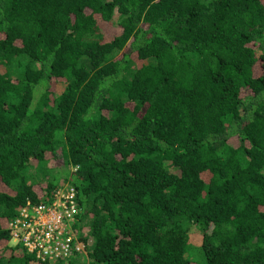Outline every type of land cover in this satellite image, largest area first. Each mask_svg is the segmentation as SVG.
<instances>
[{
  "label": "trees",
  "instance_id": "1",
  "mask_svg": "<svg viewBox=\"0 0 264 264\" xmlns=\"http://www.w3.org/2000/svg\"><path fill=\"white\" fill-rule=\"evenodd\" d=\"M65 183L90 260L52 264H264V0H0V264Z\"/></svg>",
  "mask_w": 264,
  "mask_h": 264
},
{
  "label": "built area",
  "instance_id": "2",
  "mask_svg": "<svg viewBox=\"0 0 264 264\" xmlns=\"http://www.w3.org/2000/svg\"><path fill=\"white\" fill-rule=\"evenodd\" d=\"M81 211L76 190H59L50 204L30 206L11 224L13 242L42 264L69 259L84 249L74 232Z\"/></svg>",
  "mask_w": 264,
  "mask_h": 264
},
{
  "label": "rangeland",
  "instance_id": "3",
  "mask_svg": "<svg viewBox=\"0 0 264 264\" xmlns=\"http://www.w3.org/2000/svg\"><path fill=\"white\" fill-rule=\"evenodd\" d=\"M119 14L115 13L114 18H113V24L117 25L118 20H119ZM65 84H60L58 87V94H61L64 90ZM70 170V171H69ZM74 171V167L72 166H64V162L62 159V152L61 149L58 151V157L56 160H51L49 162H47L45 164V166L40 169L38 171V176L39 179H46V178H50V179H54L55 177L58 178H65V176L69 175L70 172L72 173ZM34 174V173H32ZM31 174V175H32ZM62 190H68L70 188V185L68 183H65L64 185H62L60 187ZM191 224V223H190ZM190 229V239H189V243H190V249H191V256L197 260L198 257L200 258V249H201V244H202V233L201 230L199 228H197L196 225L191 224V226H189ZM82 233H83V238H87L89 236V227H88V220H83L82 221ZM82 238V239H83ZM81 242V241H80ZM12 245H14V242H11ZM81 244L84 243L81 242ZM78 260H80V263L86 262L88 263L89 259V252L87 251V249L84 246V249L80 251L79 253V257Z\"/></svg>",
  "mask_w": 264,
  "mask_h": 264
},
{
  "label": "clouds",
  "instance_id": "4",
  "mask_svg": "<svg viewBox=\"0 0 264 264\" xmlns=\"http://www.w3.org/2000/svg\"><path fill=\"white\" fill-rule=\"evenodd\" d=\"M70 187H71V186H70ZM72 188H73V187H72ZM59 190H61V188H59ZM59 190H58V191H59ZM76 193H77V192H76ZM42 205H43V204H42ZM39 206H40V205H39ZM78 207H79V205H78ZM79 209H80V208H79ZM80 211H81V213H82V210H81V209H80ZM82 240H83V239H82ZM79 241H81L80 238H79ZM11 242H13V239L11 240ZM81 242H82V241H81ZM14 245L16 246V244H14ZM84 246H85V244H84ZM22 249H23V248H22ZM23 250H24V249H23ZM24 251H25V250H24ZM25 252H26V251H25ZM79 253H80V252L77 253V256L79 255ZM28 254H29V253H28ZM77 256H76V257H77Z\"/></svg>",
  "mask_w": 264,
  "mask_h": 264
}]
</instances>
